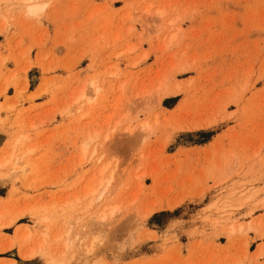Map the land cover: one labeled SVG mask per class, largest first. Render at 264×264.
<instances>
[{"label": "rangeland", "instance_id": "374dc122", "mask_svg": "<svg viewBox=\"0 0 264 264\" xmlns=\"http://www.w3.org/2000/svg\"><path fill=\"white\" fill-rule=\"evenodd\" d=\"M38 1L0 0V264H264V0Z\"/></svg>", "mask_w": 264, "mask_h": 264}, {"label": "bare ground", "instance_id": "6f19581e", "mask_svg": "<svg viewBox=\"0 0 264 264\" xmlns=\"http://www.w3.org/2000/svg\"><path fill=\"white\" fill-rule=\"evenodd\" d=\"M22 1H23V3L26 5L25 0H22ZM34 2H38V3H41V4H45V3L48 4L47 1H38V0H34ZM26 6H27V5H26ZM38 13H39V12H38ZM159 13H163V12H162V11H161V12L159 11ZM34 14H37V13H34ZM90 85H92V86L94 87L95 91L98 90V88H95V83H94L93 81L90 82ZM81 96H84V93H82ZM142 126H143V127H147V123H143ZM105 168H106V166L102 169V171H104ZM103 194H105V193L103 192ZM103 194L101 193V196H102ZM113 210H114V209H113ZM113 210L111 211L112 213H113ZM101 217H102V218H105V217H106V213H102V214H101ZM3 249H5V248H3ZM21 254H22V253H21ZM34 255H35V251H34V250L25 251V252L23 253V256H24L25 258H29V257H32V256H34ZM49 264H59V263H58L56 260L52 259V260H50Z\"/></svg>", "mask_w": 264, "mask_h": 264}, {"label": "clouds", "instance_id": "9594fccd", "mask_svg": "<svg viewBox=\"0 0 264 264\" xmlns=\"http://www.w3.org/2000/svg\"><path fill=\"white\" fill-rule=\"evenodd\" d=\"M27 5L26 15L32 16L34 13L42 12L44 9L48 7V4H41L38 2H34V0H25Z\"/></svg>", "mask_w": 264, "mask_h": 264}, {"label": "crops", "instance_id": "0c3cea01", "mask_svg": "<svg viewBox=\"0 0 264 264\" xmlns=\"http://www.w3.org/2000/svg\"><path fill=\"white\" fill-rule=\"evenodd\" d=\"M3 115V114H2Z\"/></svg>", "mask_w": 264, "mask_h": 264}]
</instances>
